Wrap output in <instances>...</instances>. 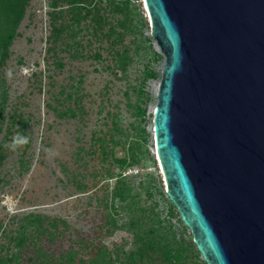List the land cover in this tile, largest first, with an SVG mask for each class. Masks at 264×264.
<instances>
[{
	"label": "rangeland",
	"instance_id": "obj_1",
	"mask_svg": "<svg viewBox=\"0 0 264 264\" xmlns=\"http://www.w3.org/2000/svg\"><path fill=\"white\" fill-rule=\"evenodd\" d=\"M71 5L29 0L0 67V264H207L196 247L173 263L141 249L139 229L173 248L193 236L169 214L154 136L165 55L145 1L80 0L78 25Z\"/></svg>",
	"mask_w": 264,
	"mask_h": 264
},
{
	"label": "water",
	"instance_id": "obj_2",
	"mask_svg": "<svg viewBox=\"0 0 264 264\" xmlns=\"http://www.w3.org/2000/svg\"><path fill=\"white\" fill-rule=\"evenodd\" d=\"M144 1L168 196L207 264H264V0Z\"/></svg>",
	"mask_w": 264,
	"mask_h": 264
},
{
	"label": "trees",
	"instance_id": "obj_3",
	"mask_svg": "<svg viewBox=\"0 0 264 264\" xmlns=\"http://www.w3.org/2000/svg\"><path fill=\"white\" fill-rule=\"evenodd\" d=\"M80 0H71V7L70 11L75 12L73 16V24L78 25V22H80V14L81 11H77L75 5L79 3ZM29 3V0H0V67L4 64L6 59L9 57L10 53V45L12 44L13 40L16 38L18 34V26L21 22V20L24 17L26 7ZM88 9V13L91 14L92 9ZM63 26L61 28H57L56 31L58 33L62 32ZM156 56L159 57V54L156 53ZM150 75L152 77L155 76L154 72H151ZM2 99H0V109L2 107V104L4 102L3 96H0ZM122 195V193L120 194ZM168 200V207H169V214L174 215L179 214V211L176 207V205L173 203V201L167 197ZM149 216L140 215L132 220V225L142 227L144 222L148 219ZM136 220V221H134ZM182 220V219H180ZM155 229H150L148 231H144L142 229L138 230L139 233V239L142 242L141 249H157L160 248L162 250L163 254L165 255V259L170 262H176L180 261L182 252L187 249H191L193 247H196L197 254H200V251L198 250L196 244L194 243L193 236L190 240L184 239V242L186 243L185 247H177L173 248L159 240H157V237L155 236ZM20 244V243H18ZM159 245V246H158ZM195 245V246H194ZM139 254H142V251H139ZM204 263H207L204 260ZM129 264H135V261L129 263Z\"/></svg>",
	"mask_w": 264,
	"mask_h": 264
},
{
	"label": "clouds",
	"instance_id": "obj_4",
	"mask_svg": "<svg viewBox=\"0 0 264 264\" xmlns=\"http://www.w3.org/2000/svg\"><path fill=\"white\" fill-rule=\"evenodd\" d=\"M28 143V137L17 133L11 141V144H6L5 147L11 148L13 151L16 150L17 148L24 146Z\"/></svg>",
	"mask_w": 264,
	"mask_h": 264
},
{
	"label": "bare ground",
	"instance_id": "obj_5",
	"mask_svg": "<svg viewBox=\"0 0 264 264\" xmlns=\"http://www.w3.org/2000/svg\"><path fill=\"white\" fill-rule=\"evenodd\" d=\"M146 5V4H145ZM159 155V154H158ZM160 159V158H159Z\"/></svg>",
	"mask_w": 264,
	"mask_h": 264
}]
</instances>
